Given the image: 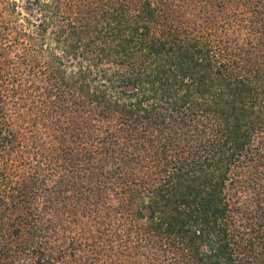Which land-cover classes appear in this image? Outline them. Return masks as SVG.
Here are the masks:
<instances>
[{
  "label": "trees",
  "instance_id": "16d2710c",
  "mask_svg": "<svg viewBox=\"0 0 264 264\" xmlns=\"http://www.w3.org/2000/svg\"><path fill=\"white\" fill-rule=\"evenodd\" d=\"M264 264V0H0V264Z\"/></svg>",
  "mask_w": 264,
  "mask_h": 264
},
{
  "label": "rangeland",
  "instance_id": "374dc122",
  "mask_svg": "<svg viewBox=\"0 0 264 264\" xmlns=\"http://www.w3.org/2000/svg\"><path fill=\"white\" fill-rule=\"evenodd\" d=\"M66 264V263H65Z\"/></svg>",
  "mask_w": 264,
  "mask_h": 264
}]
</instances>
